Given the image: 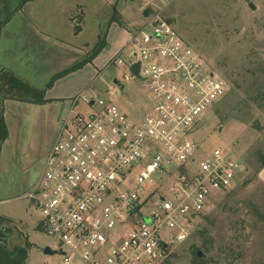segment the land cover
<instances>
[{
	"label": "rangeland",
	"instance_id": "1",
	"mask_svg": "<svg viewBox=\"0 0 264 264\" xmlns=\"http://www.w3.org/2000/svg\"><path fill=\"white\" fill-rule=\"evenodd\" d=\"M249 2L254 10L245 0H157L150 9L229 83L228 93L201 114L192 134L200 153L221 150L248 169V178L253 177L246 187H241L245 179L213 200L205 214L208 220L201 218L185 242L169 249V264H202L196 258H203L204 264H264V0ZM145 3L0 0V21L8 18L0 32V60L11 56L4 59L17 67L22 80L45 90L47 98L60 99L40 105L8 100L4 106L8 138L0 147V218L8 222L9 249L27 248L26 264H63L61 255L43 253L46 247L55 250L57 243L39 229L41 215L21 197L42 174L60 119L70 105L77 101L74 111L87 118L90 108L79 96L104 98L116 78L128 96L116 98V105L138 117L151 108V99L137 82L122 79L127 69L109 65L127 42L125 31L147 22ZM114 10L118 23H110ZM29 29L27 44L32 50H19L18 37ZM36 35L49 38L41 44ZM97 44L103 47L96 57L46 89L60 70L89 58ZM197 252L202 256L195 257ZM71 264L81 263L73 259Z\"/></svg>",
	"mask_w": 264,
	"mask_h": 264
},
{
	"label": "built area",
	"instance_id": "2",
	"mask_svg": "<svg viewBox=\"0 0 264 264\" xmlns=\"http://www.w3.org/2000/svg\"><path fill=\"white\" fill-rule=\"evenodd\" d=\"M155 1L146 0L149 12ZM146 20L109 65L127 69L122 79L135 80L151 108L138 117L116 105L125 95L116 78L104 98L80 95L88 117L70 105L42 174L21 197L41 215L39 229L63 264H164L213 200L248 175L221 150L200 153L192 138L228 81L159 15Z\"/></svg>",
	"mask_w": 264,
	"mask_h": 264
},
{
	"label": "trees",
	"instance_id": "3",
	"mask_svg": "<svg viewBox=\"0 0 264 264\" xmlns=\"http://www.w3.org/2000/svg\"><path fill=\"white\" fill-rule=\"evenodd\" d=\"M8 18L5 20L0 21V32L4 24L7 22ZM110 23H118L116 18V11H113L112 17L110 19ZM102 44H97L94 49L92 50L91 55L85 61L57 73L51 79L50 83L47 85L46 89H49L53 86V84L62 78L63 76L73 72L80 67H82L85 63L90 62L94 57L98 55V53L102 49ZM45 90H36L28 83L23 81L22 79L16 77L11 72L0 69V147L1 144L4 143L8 138V129L6 126V122L4 120L3 111H4V102L6 100H14L26 103H33V104H44L47 102L45 99ZM261 100L264 101V90L261 92ZM262 166H264V159H262ZM253 177L247 176L246 180L242 184V188L246 187L251 181ZM261 218L264 221V212L261 215ZM208 220L206 216L203 217V220ZM7 221L3 218H0V264H26L27 260V248L26 247H16L14 249H9L7 244V235H10L9 228L7 225ZM3 227L5 229L3 230ZM204 229L200 230L198 234L200 236L203 235ZM206 246V245H205ZM169 251V249H168ZM168 251L166 252V260L164 264H169L168 258ZM194 256L197 257L196 253ZM199 263L204 264L203 258H196Z\"/></svg>",
	"mask_w": 264,
	"mask_h": 264
},
{
	"label": "crops",
	"instance_id": "4",
	"mask_svg": "<svg viewBox=\"0 0 264 264\" xmlns=\"http://www.w3.org/2000/svg\"><path fill=\"white\" fill-rule=\"evenodd\" d=\"M23 8V6H20V7H18L17 9H16V11H21V9ZM7 23L8 22H6L5 24H4V26L3 27H5V26H7ZM28 25H29V28L31 29L32 27H34L33 25H32V22L31 21H29L28 20ZM30 29L28 30V31H23L24 32V34H23V36L22 37H18V40H19V42L20 43H22V42H25V43H22V44H20L19 43V46H18V49L19 50H27V49H29L30 51L32 50V48L31 47H28V44H27V42H28V39H27V33L30 31ZM133 30V29H132ZM131 30H129V31H125V34H126V36H127V39H128V36H129V32H130ZM37 36V35H36ZM37 37H40V39H41V41H40V43L42 44V43H46L47 42V40H48V38L49 37H47V36H45V38H42L41 36H37ZM126 38V37H125ZM55 43H58L57 41H54ZM53 45H55V44H53ZM44 48V47H43ZM43 48L42 49H40V50H43ZM106 48L109 50L110 49V47L108 46V45H106ZM46 49V48H45ZM29 51V52H30ZM12 52V51H11ZM13 53V52H12ZM4 57H7V58H9V57H11V56H8V55H4L3 56V58H1V60H0V69H4V70H7V71H9V72H11L13 75H15L16 77H18V78H20L21 79V77L19 76V74L17 73V67H13L12 65H11V63L9 62V61H7L6 59H4ZM11 61H12V59H11ZM73 65H74V63L70 66V67H68V68H64V69H62V70H60V72L61 71H63V70H66V69H69V68H71V67H73ZM59 72V71H58ZM24 81V80H23ZM45 99L47 100V104L48 103H54V102H56V101H58V100H60L59 98H47L46 97V95H45ZM8 100H6L5 102H7ZM14 101V100H13ZM5 102H4V104H3V106H5ZM3 116H4V111H3ZM4 120H5V117H4Z\"/></svg>",
	"mask_w": 264,
	"mask_h": 264
},
{
	"label": "water",
	"instance_id": "5",
	"mask_svg": "<svg viewBox=\"0 0 264 264\" xmlns=\"http://www.w3.org/2000/svg\"><path fill=\"white\" fill-rule=\"evenodd\" d=\"M246 2H248V5H249V7L252 9V10H254L255 9V6L252 4V3H250L249 2V0H245ZM149 11L148 10H145L144 12H143V16L145 17V18H147L148 16H149ZM138 68H139V64H136L134 67H133V69H132V72H133V74L134 75H137V73H138ZM3 229H5V227H3ZM43 253L45 254V255H56V254H59V255H61L62 253L60 252V251H57V250H51L49 247H46L45 249H44V251H43ZM197 257H201L202 256V254L200 253V252H197Z\"/></svg>",
	"mask_w": 264,
	"mask_h": 264
}]
</instances>
